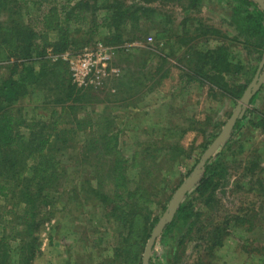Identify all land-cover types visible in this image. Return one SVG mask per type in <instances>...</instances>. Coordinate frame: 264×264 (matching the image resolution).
<instances>
[{
    "label": "trees",
    "instance_id": "obj_1",
    "mask_svg": "<svg viewBox=\"0 0 264 264\" xmlns=\"http://www.w3.org/2000/svg\"><path fill=\"white\" fill-rule=\"evenodd\" d=\"M168 1L172 0H141L140 4L133 5L109 3L102 7L106 13L98 20L97 8L90 0H78L73 4L72 0H0V69H6L0 76V223L7 218V225L11 220L16 222L4 227L9 233L0 238V264H33L39 251L38 239L43 224L54 217L60 196H65L63 186L72 163L90 169L89 179L83 175L85 172L79 173L82 178L79 191L86 195L89 192L94 195L93 199L105 202L106 220H117L121 229L137 228L133 234H138L140 238L147 237L155 227L158 219L149 216L144 218V225L140 224L141 201L146 197L149 199L152 188L131 186L127 172L129 163L119 151V137L123 129L116 122V113L120 112L119 109L128 108L122 103L136 99L131 93L148 86V91H152L167 78L164 69L167 56H159L156 66L148 71L147 76L137 78L134 70H127L125 81L121 77L113 79L118 81L116 91L122 94L107 101L113 105L110 112L105 108L99 114L95 113L94 106L102 100H99L96 91L77 89L67 78L66 64H52L47 59V51L63 54L74 47L77 49L86 40L82 37L80 43L75 42V34L88 33L91 38L98 34L101 27L106 34L104 41L97 43L117 47L126 36L133 41L136 34L143 33L141 29L148 28L149 22H152L154 10L151 6ZM184 1L194 9L202 4V0ZM218 1H225L231 11L229 18L235 35L228 37V43L232 45L223 42L227 39L224 37L212 49L192 50L187 56V67L181 70L185 75V85H207L210 90L235 103L241 99L257 68L251 69L249 77L242 83L232 84L237 82L235 77L245 69L239 52L232 46H240L248 53L253 50L259 60L264 58V10L252 0ZM28 4L43 9L38 13L27 12L24 6L27 8ZM201 31L199 36L206 41L213 36L223 37L213 28L203 26ZM122 50L117 47L114 58L119 55L131 59L138 69L150 63V56L156 54L153 49L147 48L136 50L138 54L132 57L131 53ZM258 94L253 96L250 104L254 103ZM25 100H35L39 110L50 113L37 116L34 109V114L28 117L21 106ZM252 113L256 116L249 121V125L264 130V113L247 109L234 126L229 142L241 121ZM166 150L174 154L165 147L151 152L157 159ZM221 161L211 159L205 165L201 178L189 193L193 198L180 205L174 220L165 227L161 237L172 233L178 226L177 222L182 227L188 226L187 234L192 231L193 218L197 217L194 205L201 199L208 202L212 196ZM104 186H109V189L102 191ZM120 214L127 217L122 218Z\"/></svg>",
    "mask_w": 264,
    "mask_h": 264
},
{
    "label": "rangeland",
    "instance_id": "obj_2",
    "mask_svg": "<svg viewBox=\"0 0 264 264\" xmlns=\"http://www.w3.org/2000/svg\"><path fill=\"white\" fill-rule=\"evenodd\" d=\"M76 1L72 0V4ZM115 2L133 5L140 4L141 0H90L97 8L98 20L106 13L102 7ZM222 2L202 0L197 9L191 8L184 0L154 3L151 6L154 14L148 28L141 29L143 33L136 34L133 41L128 36L124 37L123 43L117 46L123 49L122 52L131 53L132 57L140 49L151 48L156 53L150 56L152 61L141 69L131 59L119 55L114 58L113 66L124 81L127 70H134L137 78L147 76L148 71L156 66L159 56H167L164 67L167 78L152 91H148V86L131 93L136 99L122 103L128 108L119 109L120 112L116 113V122L123 129L119 137V151L129 163L127 172L131 186L152 188V195L144 200L147 202L141 201L142 215L138 213L142 216L141 226L148 216L159 221L175 190L198 163L205 147L220 133L240 101L234 103L210 90L207 85H185V75L181 70L187 67V56L192 50L212 49L224 37L227 39L223 42L232 45L228 43V37L235 35L230 24L231 11L225 1ZM25 9L38 13L43 8L28 4ZM203 26L216 29L223 37L213 36L206 41L199 36ZM105 34L106 30L102 27L91 38L88 33L75 34V42L80 43L82 37L86 41L69 52L90 48L97 41H104ZM232 47L237 49L245 66L242 73L235 77L237 82L232 84L242 83L249 77L251 69H258L263 59L259 60L253 50L248 53L240 46ZM47 53V59L52 64L63 63L57 60L60 54H53L50 50ZM139 66L142 67V63ZM5 70L0 69V76ZM117 85V80H110L101 89L94 90L102 100L94 106L95 113L100 114L105 108L110 112L113 105L107 101L122 94L116 91ZM258 93L247 109L264 113V82ZM34 101L25 100L21 105L28 117L34 114V109L37 116L50 113H43ZM90 108L86 110L92 111ZM254 115L247 114L231 141L228 140L213 156V161L222 160L216 189L208 202L201 199L195 203L197 217L193 218L192 231L187 234L188 226L182 227L177 222L178 226L172 233L156 240L151 264H264V130L249 125ZM171 129L174 134H171ZM184 131L185 134L180 137ZM160 147L174 154L166 150L154 159V152ZM77 165L81 166L71 164L69 177L63 186L65 196H60L54 217L43 224L38 239L39 251L33 264H142L151 233L140 238L138 234H133L137 228L121 229L117 220H106L105 202L93 199L94 195L89 192L86 195L79 191L82 180L79 173L85 172L83 175L89 179L90 169ZM108 189L109 186H104L102 191ZM187 195L183 202L193 198L191 194ZM7 219L0 223V238L9 233L4 230L5 226L16 223L11 220L7 225Z\"/></svg>",
    "mask_w": 264,
    "mask_h": 264
},
{
    "label": "water",
    "instance_id": "obj_3",
    "mask_svg": "<svg viewBox=\"0 0 264 264\" xmlns=\"http://www.w3.org/2000/svg\"><path fill=\"white\" fill-rule=\"evenodd\" d=\"M257 3L262 10H264V0H252ZM264 82V58L260 63L255 76L253 77L251 83L245 89L240 101L237 103L235 110L230 115L224 126L222 127L220 133L215 137L211 144L204 151L200 157L198 163L192 169L187 178L178 186V188L173 193L170 202L166 208V211L156 223L153 228L148 242L146 244L142 264H149L151 253L155 245L156 240L162 235L165 227L172 223L175 214L182 204L186 195L197 185L199 179L203 174L205 165L213 158L218 149L225 145V143L230 139L231 133L234 126L238 120H241L250 105V101L253 96L259 91L262 83Z\"/></svg>",
    "mask_w": 264,
    "mask_h": 264
},
{
    "label": "built area",
    "instance_id": "obj_4",
    "mask_svg": "<svg viewBox=\"0 0 264 264\" xmlns=\"http://www.w3.org/2000/svg\"><path fill=\"white\" fill-rule=\"evenodd\" d=\"M116 49L98 42L76 53L60 54L57 60L66 64L70 80L77 89L98 90L119 77L118 70L112 65Z\"/></svg>",
    "mask_w": 264,
    "mask_h": 264
}]
</instances>
